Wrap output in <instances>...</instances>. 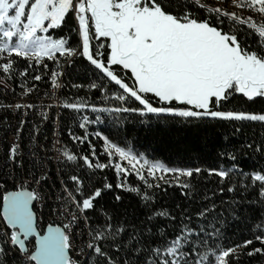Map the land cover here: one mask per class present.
I'll return each instance as SVG.
<instances>
[{"label":"snow or ice","instance_id":"1","mask_svg":"<svg viewBox=\"0 0 264 264\" xmlns=\"http://www.w3.org/2000/svg\"><path fill=\"white\" fill-rule=\"evenodd\" d=\"M69 16L73 26L66 35L50 34L62 29ZM249 37L255 38L254 45ZM78 57L99 74V80L91 82L88 90L99 91L105 102H115L113 106L98 107L83 98L59 97L57 90L63 87L58 71L61 58L70 62ZM19 60L26 61V67L18 68ZM46 61L54 67L49 68ZM39 67L50 71L52 101L47 105H4L14 112L26 110L15 134L23 136L28 110L42 121L50 118L53 107L97 113L94 121L81 116L83 136L69 130L74 144L88 143L90 154L78 156L58 139L53 142L57 163L82 161L79 171L86 168L90 172L88 177L73 173L67 179L61 172L60 190L54 198L42 191L49 181L46 167L29 168L23 182L12 175L11 190L7 180L0 182V264H240L241 255L264 256V224L256 225L251 238L225 246L220 242L219 229L197 231L184 223L190 220L187 216L182 217L179 230L169 236L166 229L154 233L150 226L125 227L123 222L114 223L103 208L97 212L98 200L113 187L107 178L102 187L93 184L91 176L97 171L114 170L115 187L136 193L147 207L154 202L150 190L159 189L160 181L187 189L189 178L202 169L167 167L96 132L94 137L103 141L107 158L100 162L91 143L93 134L87 130V125L99 123V114L105 112L151 115L157 120L210 119L264 125V109L226 108L237 96L251 104L264 100V0H231L230 5L225 0H0V86L7 90L8 81L18 77L16 87L21 89V100L26 101L36 90L35 83L28 86L29 78L42 79ZM29 69H35V74ZM32 129L39 131L36 124ZM36 138L30 135V141ZM23 147L17 139L7 149L8 161L21 170ZM36 150L33 143L29 151L35 156ZM256 151L264 152V147L257 146ZM220 155L236 160L232 152ZM236 170L233 164L208 172L224 181ZM240 174L251 181L243 187L257 189L264 203V169L250 173L240 170ZM133 175L143 190L126 187ZM46 200L51 204H45ZM38 204L48 207V215L56 219L44 226L40 219L44 213L37 212ZM90 211L97 213L95 218L89 216ZM209 211L205 208L197 215L203 217ZM158 217L175 220L167 210H153L146 219L151 222ZM245 249L249 250L245 253Z\"/></svg>","mask_w":264,"mask_h":264},{"label":"trees","instance_id":"2","mask_svg":"<svg viewBox=\"0 0 264 264\" xmlns=\"http://www.w3.org/2000/svg\"><path fill=\"white\" fill-rule=\"evenodd\" d=\"M226 4H228L226 2ZM73 26L72 17L67 18V22L62 29L51 31L54 36L66 35ZM227 27V22H226ZM76 37L72 35V45L75 46ZM249 43L255 44V38L249 37ZM49 68L54 67L51 61H46ZM27 62L19 60L18 68L26 67ZM35 74V69H29ZM42 75L41 81L28 80V86L36 84L34 92L47 91L49 87L50 71L39 67ZM62 73L60 83L63 85L60 91V98L75 100L83 98L85 101L95 104L98 107H111L115 102H105L101 93L97 90L89 91L87 86L99 80V74L83 58H76L70 62L61 58V67L58 69ZM20 82L17 77L9 80L8 84L12 88L13 98L21 100L19 93L21 89L16 87ZM84 85L82 88H74L73 85ZM110 94V93H109ZM30 98V95L26 97ZM12 98L0 95V104L5 100L11 102ZM22 101V100H21ZM228 109L237 111H257L264 109V100L257 99L255 104L247 103L239 96L232 99L226 105ZM19 113H14L6 108L0 109V182L7 180L9 188L13 182L10 179L15 175L21 180L29 168H47L49 181L43 187L45 194L51 193L55 197L60 190V173L63 172L64 179L68 175L78 173L84 177L89 176L90 170L79 171L82 161L73 163L53 164L43 153V145L47 149L48 140L51 139L53 127L52 123L40 125L36 120L39 131L34 133L32 123L28 122L23 128V150L27 153L24 156V168L11 166L7 158L8 142L16 128L19 126ZM83 115L89 116L90 120H95L97 113L85 110L77 113L69 109H61L59 112V134L63 143L70 151L76 155L90 154L88 143L74 144L69 136V130L75 136H83L84 129L79 127L80 118ZM99 123L87 125L89 133L93 134L91 143L95 145L97 157L100 162H106V155L103 153V141L94 137V133L101 132L113 141H118L122 146H130L135 153L143 154L149 160H159L167 167L179 168H201L199 174L193 173L189 178L190 187L183 189L178 186H169L160 181L159 189L150 190L154 195V202L147 207L140 197L125 188H116V174L112 169L97 171L91 176L92 183L101 186L107 178V182L112 184L111 190H106L103 197L98 200L97 212L103 208L113 217L114 223L123 222L125 227L135 225L137 227L150 226L153 232L158 229H166L169 236L173 235L181 227L182 217H190L184 220L193 229L199 231L200 228L211 232L213 229L220 230V242L225 246L239 243L243 239L251 238L252 232L256 230L257 224H264V203L260 201L258 190L249 187L245 189V182L251 184L249 177L242 176L240 170L245 173L260 171L264 169V152L256 151L257 146L264 147V125L258 122H226L219 120H205L186 122L181 119L173 120L163 118L157 120L151 115L140 117L138 114L128 113H100ZM240 131L237 132L236 128ZM30 135H35V141H30ZM33 143L36 145V154L29 151ZM251 145V147H248ZM50 151V149H49ZM221 152H232L236 160H229L226 156L221 157ZM235 164L237 170L229 174L224 180L215 175H209L208 169H227ZM169 177L171 174H167ZM99 181V183H97ZM88 181L85 180L87 185ZM127 186H139L143 190V185L137 181L135 175L128 177ZM233 188L229 192V188ZM223 189V191H221ZM120 199L117 200L116 197ZM214 206V207H213ZM205 208L210 209L203 217L197 214ZM153 210H167L175 217L174 221L163 217H158L151 222L147 217ZM97 213L89 212V216L95 218ZM214 246V245H213ZM254 246H259L255 244ZM249 249H245V253ZM11 264V262H10ZM240 264H264V256L255 255L248 257L241 255Z\"/></svg>","mask_w":264,"mask_h":264},{"label":"built area","instance_id":"3","mask_svg":"<svg viewBox=\"0 0 264 264\" xmlns=\"http://www.w3.org/2000/svg\"><path fill=\"white\" fill-rule=\"evenodd\" d=\"M59 82H60V80H59ZM52 91L53 90H52L51 84L49 83V87H48V90L47 91H43L42 90L40 92L31 93L30 94V98H28L27 101H18V98H13V95H12L13 94V90H12V88L10 86H9V88L7 90H5L3 88V86H0V95L1 96H8V97H11L12 98L11 99L12 100L11 102H8V100L7 101L5 100L3 103H1L0 104V109L1 108H3V109L6 108V107H4V105H11V104H13L15 102H29V103H34V104H37V105H40L41 103H43L44 105H47V104L51 103V101H52V98H51ZM57 91H58V95L60 97V91H61V89H58ZM45 92H48L50 94L49 97H45L44 96V93ZM6 109L7 110H12L11 108H6ZM61 109L62 108H59V107H53V108H51V110H50V118L47 121H42V119L40 117L34 115L31 110H28L27 111V116H26L27 121L28 122H31L32 124H34L36 122V120H38L40 122V125H42V126H43V124H46V123H52L53 132H52L51 139L48 140V147H49L50 151L45 152L43 150V153H44V155H45L46 158H51L50 161L53 164H58L57 163V159H56L58 153L53 148V142L58 139L61 143H63L62 140H61V135L59 134V121H60V119H58L59 112H60ZM37 110L39 111L40 109H37ZM25 111H26L25 109H21V110H19V112H14V111L13 112L16 113V114L19 113L20 114L19 117L21 119V118H24ZM23 128H24V126H23ZM54 133H56L55 136H54ZM17 139H19V141L21 143L23 142L22 137H19L18 138L16 136V134L13 133L12 136H11V138H10V140H9V142H8V146L14 140H17ZM22 151H23L24 156L27 155V153L25 152V150L22 149ZM61 163H66V162H63L62 161ZM9 164L11 166H13L10 162H9ZM25 179H26V177L24 176L21 180H18V182H23ZM60 182H61V180H60ZM33 187H35V185H33ZM11 189H12V186L9 188V190H11ZM45 204H51V200H46L45 201ZM37 212L38 213H40V212H43L44 213V215H43L42 218L38 217V218L42 219V224L44 226H46L49 221L56 219L55 216H49L48 215L49 208L48 207H45L43 205H39V204L37 205Z\"/></svg>","mask_w":264,"mask_h":264},{"label":"rangeland","instance_id":"4","mask_svg":"<svg viewBox=\"0 0 264 264\" xmlns=\"http://www.w3.org/2000/svg\"><path fill=\"white\" fill-rule=\"evenodd\" d=\"M213 2H215V0H213ZM225 2H227V3H228V5H230V3H231V0H225Z\"/></svg>","mask_w":264,"mask_h":264},{"label":"bare ground","instance_id":"5","mask_svg":"<svg viewBox=\"0 0 264 264\" xmlns=\"http://www.w3.org/2000/svg\"><path fill=\"white\" fill-rule=\"evenodd\" d=\"M21 101V100H20Z\"/></svg>","mask_w":264,"mask_h":264}]
</instances>
